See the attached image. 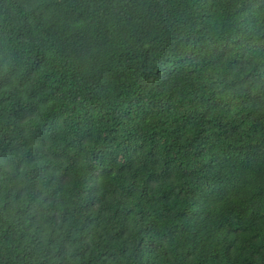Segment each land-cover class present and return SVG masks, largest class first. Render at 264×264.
Wrapping results in <instances>:
<instances>
[{
    "label": "trees",
    "instance_id": "1",
    "mask_svg": "<svg viewBox=\"0 0 264 264\" xmlns=\"http://www.w3.org/2000/svg\"><path fill=\"white\" fill-rule=\"evenodd\" d=\"M0 264H264V0H0Z\"/></svg>",
    "mask_w": 264,
    "mask_h": 264
}]
</instances>
